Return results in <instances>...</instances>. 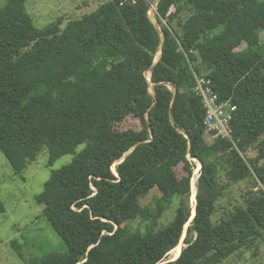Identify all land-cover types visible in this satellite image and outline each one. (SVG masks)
Segmentation results:
<instances>
[{
	"label": "trees",
	"instance_id": "16d2710c",
	"mask_svg": "<svg viewBox=\"0 0 264 264\" xmlns=\"http://www.w3.org/2000/svg\"><path fill=\"white\" fill-rule=\"evenodd\" d=\"M26 1L0 6V150L15 173L45 147L73 154L35 196L67 247L43 264H159L187 223L185 247L161 264H217L264 237V0H106L42 28ZM192 69L236 105L242 154L227 139L206 142ZM127 117L141 127L114 128ZM94 121L110 128L91 140ZM190 158L201 164L194 215ZM223 178L257 190L226 209ZM151 189L159 196L142 205Z\"/></svg>",
	"mask_w": 264,
	"mask_h": 264
},
{
	"label": "rangeland",
	"instance_id": "374dc122",
	"mask_svg": "<svg viewBox=\"0 0 264 264\" xmlns=\"http://www.w3.org/2000/svg\"><path fill=\"white\" fill-rule=\"evenodd\" d=\"M104 1L106 0H27L25 6L35 25L42 28L58 17H62L64 23L70 19L81 17ZM5 2L6 0H0V6H4ZM149 16L160 31L164 22L158 23L154 7L149 10ZM261 39L264 41V33H261ZM244 46L245 44L242 45V47ZM113 125L114 128L121 129L141 127V123L137 119L130 117L125 118L121 123L113 121ZM108 128H110V124L107 121H94L87 125L91 140ZM205 140L207 143H211L213 139L206 133ZM81 148L82 146H79L78 150ZM254 154L255 150L250 149L247 152V157ZM72 157L73 154L53 157L45 147L26 169L15 173L11 163L0 150V199L5 205V212L0 213V264H43L41 259L46 254L67 251L64 241L42 215L41 211L44 205L38 204L35 196L42 190L43 183L50 177L51 171L67 164L72 160ZM191 162L193 167L191 180L195 177L196 194L201 169L195 174L197 164L194 160ZM178 172L186 174L182 165L178 167ZM221 183H225L226 187L220 204L226 209L239 205L248 190H257L252 179L236 183L224 180ZM158 196L159 193L156 189H151L142 195L141 204L153 206ZM189 203L193 208L191 197ZM176 205L175 201L172 206L166 208L159 220L160 225H165L172 219ZM185 235L186 232L182 235L180 242H183ZM184 246L185 244H183ZM18 252L21 253V256ZM169 260H172V256L168 253L161 263ZM217 264H264V237L254 241L249 248L243 249L239 254H232Z\"/></svg>",
	"mask_w": 264,
	"mask_h": 264
},
{
	"label": "built area",
	"instance_id": "2783aa9c",
	"mask_svg": "<svg viewBox=\"0 0 264 264\" xmlns=\"http://www.w3.org/2000/svg\"><path fill=\"white\" fill-rule=\"evenodd\" d=\"M192 74L194 78V92L201 98L205 108L206 133L212 139L221 138L229 140L232 146L241 153L237 140L233 136V128L231 126L232 113L236 110V105L229 100L219 101L210 78L205 74H199L193 69ZM190 159L194 160L193 158ZM195 163L197 164L196 161Z\"/></svg>",
	"mask_w": 264,
	"mask_h": 264
},
{
	"label": "bare ground",
	"instance_id": "6f19581e",
	"mask_svg": "<svg viewBox=\"0 0 264 264\" xmlns=\"http://www.w3.org/2000/svg\"><path fill=\"white\" fill-rule=\"evenodd\" d=\"M194 160L197 162V169H196V171H194L195 174H196L198 172V170L201 168V164L199 163V161L197 159H194ZM191 187H192V190H191V196L190 197H191L192 206L194 208V203H195V200H196V194H195V177L192 178ZM183 244H184L183 242H179V244L175 248H173L172 250H170L168 252L169 254H171L172 259H175L178 256V254L181 252V249L183 248Z\"/></svg>",
	"mask_w": 264,
	"mask_h": 264
},
{
	"label": "water",
	"instance_id": "95a60500",
	"mask_svg": "<svg viewBox=\"0 0 264 264\" xmlns=\"http://www.w3.org/2000/svg\"><path fill=\"white\" fill-rule=\"evenodd\" d=\"M152 7H154V10L156 11V9H155V4H153ZM160 53H161V51H160ZM160 53H159V55H160ZM157 59H158V58H157ZM157 59L155 60V62L157 61ZM121 160H123V158H122ZM192 212H193V215H194V214H195V209H193ZM192 217H193V216H192ZM192 217H191V219H192ZM191 219H190V220H191ZM188 224H189V223H187L186 225H188ZM186 228H187V226H185L184 232H186ZM183 234H184V233H183ZM180 241H181V240H180ZM180 241H179V242H180ZM178 244H179V243H178ZM175 259H176V258H175ZM172 260H174V259H172Z\"/></svg>",
	"mask_w": 264,
	"mask_h": 264
}]
</instances>
